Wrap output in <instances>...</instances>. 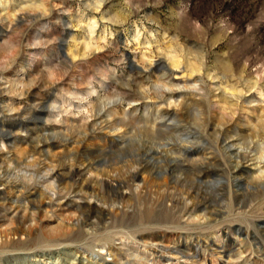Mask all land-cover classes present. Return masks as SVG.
Returning a JSON list of instances; mask_svg holds the SVG:
<instances>
[{"label":"rangeland","instance_id":"1","mask_svg":"<svg viewBox=\"0 0 264 264\" xmlns=\"http://www.w3.org/2000/svg\"><path fill=\"white\" fill-rule=\"evenodd\" d=\"M0 264H264V0H0Z\"/></svg>","mask_w":264,"mask_h":264}]
</instances>
